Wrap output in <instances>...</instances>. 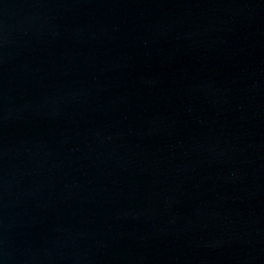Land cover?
<instances>
[{
    "label": "water",
    "instance_id": "1",
    "mask_svg": "<svg viewBox=\"0 0 264 264\" xmlns=\"http://www.w3.org/2000/svg\"><path fill=\"white\" fill-rule=\"evenodd\" d=\"M0 264H264V0H0Z\"/></svg>",
    "mask_w": 264,
    "mask_h": 264
}]
</instances>
